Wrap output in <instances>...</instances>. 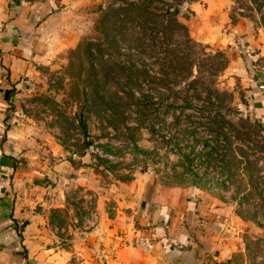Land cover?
Here are the masks:
<instances>
[{
	"label": "rangeland",
	"instance_id": "374dc122",
	"mask_svg": "<svg viewBox=\"0 0 264 264\" xmlns=\"http://www.w3.org/2000/svg\"><path fill=\"white\" fill-rule=\"evenodd\" d=\"M132 1L67 0L40 27L20 119L49 176L42 209L60 264L147 253L138 230L151 178L226 209L245 263L264 264V0H182L180 21L205 46L187 79L184 65L166 70L160 45L136 39L152 25L118 13ZM126 85L149 107L119 106Z\"/></svg>",
	"mask_w": 264,
	"mask_h": 264
},
{
	"label": "crops",
	"instance_id": "0c3cea01",
	"mask_svg": "<svg viewBox=\"0 0 264 264\" xmlns=\"http://www.w3.org/2000/svg\"><path fill=\"white\" fill-rule=\"evenodd\" d=\"M66 2L0 0V264L63 263L45 212L49 176L24 141L20 101L42 61L40 27ZM144 195L138 231L152 249L129 250L109 264H248L239 227L217 203L157 178Z\"/></svg>",
	"mask_w": 264,
	"mask_h": 264
},
{
	"label": "trees",
	"instance_id": "16d2710c",
	"mask_svg": "<svg viewBox=\"0 0 264 264\" xmlns=\"http://www.w3.org/2000/svg\"><path fill=\"white\" fill-rule=\"evenodd\" d=\"M172 1L174 2L166 0H136L119 7L117 11L120 15H128V12L133 11L138 18L142 19L146 17L144 23L150 26L152 25V27H147L144 32H139L136 39L138 41H147L148 39L149 45L154 51L160 45L162 50L168 52L165 56L168 58L166 61L168 63L165 67L166 70L169 69L172 71L184 65V78L187 79L192 73L191 68L194 66L196 59L195 54L197 51L192 49L196 47L203 49L205 46L194 40L190 35L187 25L180 21L179 15L183 9H181L182 0ZM142 42L143 41H141V43ZM245 44L246 46L248 45L247 43ZM247 49L250 51L248 46ZM121 65L124 64L122 63ZM122 67L124 68L123 70H127L125 66ZM144 72L145 77L150 76L147 75V71L144 70ZM124 87H127V85L123 86V90H121L123 91V96H118L117 102L121 100L119 106L124 108L131 106L142 108L149 107V95L144 94L143 100L133 99L134 94L131 91H125ZM124 96L127 98L126 100H122ZM259 111H261V109L257 108V113H259ZM143 123L144 121H141V124Z\"/></svg>",
	"mask_w": 264,
	"mask_h": 264
},
{
	"label": "built area",
	"instance_id": "2783aa9c",
	"mask_svg": "<svg viewBox=\"0 0 264 264\" xmlns=\"http://www.w3.org/2000/svg\"><path fill=\"white\" fill-rule=\"evenodd\" d=\"M260 89H263L264 90V84H261L260 85ZM142 245L144 246V248L147 250V251H150L152 249V246H153V243H152V240L151 238H147V237H143L142 239Z\"/></svg>",
	"mask_w": 264,
	"mask_h": 264
}]
</instances>
